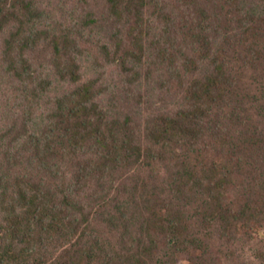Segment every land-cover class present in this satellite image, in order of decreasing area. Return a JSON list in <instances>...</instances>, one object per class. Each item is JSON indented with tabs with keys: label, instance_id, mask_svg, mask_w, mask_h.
<instances>
[{
	"label": "trees",
	"instance_id": "obj_1",
	"mask_svg": "<svg viewBox=\"0 0 264 264\" xmlns=\"http://www.w3.org/2000/svg\"><path fill=\"white\" fill-rule=\"evenodd\" d=\"M32 1L0 0L2 40H9L13 25V39L22 37L27 25L35 28L31 11L39 7ZM179 1L188 10L196 0ZM206 1V11L200 8L192 22L200 31L182 36L169 29L166 39L174 49L165 50L168 60H146L145 72L135 68L144 61L143 32L136 37L124 27L112 37L113 46L103 43L94 50V68L106 59L109 69L120 67L122 75L139 71L150 79L161 67L177 73L175 87L164 82V72L158 82L139 88L136 112L120 110L112 99L115 78L105 71L96 73L99 83L95 79L66 94L58 89V106H50L53 81L42 80L28 62L9 58L0 66V264L239 259L234 246L245 236L241 225L264 227V0ZM109 2L110 15L120 17L126 2L127 13L140 17L138 0ZM204 19L206 27L199 23ZM137 25L142 28L140 20ZM132 30H138L135 22ZM129 40L139 43L128 46ZM2 42L12 52L14 45ZM74 75L63 81L74 85L82 79L76 70ZM223 94H233L236 102L222 106ZM47 111L46 118H38ZM206 139L223 164L252 174L230 203L229 186L216 180V156L206 150L212 166L197 157ZM249 240L247 235L241 251ZM252 240L264 264V238L259 244Z\"/></svg>",
	"mask_w": 264,
	"mask_h": 264
},
{
	"label": "rangeland",
	"instance_id": "obj_2",
	"mask_svg": "<svg viewBox=\"0 0 264 264\" xmlns=\"http://www.w3.org/2000/svg\"><path fill=\"white\" fill-rule=\"evenodd\" d=\"M28 1L30 3L33 2L32 0ZM212 1L214 2V0ZM34 2V8L39 7V11H31V16H36L34 19L36 22H32L30 24L35 28L27 25L25 27L24 35L20 38L13 39L11 31L13 30L14 33L17 31L15 29L16 25H13V28L11 27L5 36V39L9 40H2L0 38V66L4 67L9 58H13L19 63L28 62L37 70L38 75L41 76L42 80L48 79L53 81L54 84L52 86V91L49 92V101L51 102L50 106H55V104L58 106L56 99L58 100V98H60L58 96L61 94L60 92L66 94L73 91L76 87L89 82H94L96 79V73L105 71L109 75H113L115 78V81L111 86L113 89L112 99L118 101L121 106L120 110L127 114L132 113L133 108L135 112L139 110V107L134 104V100L141 90L149 87L147 85L158 82L161 79V75L166 72L162 79L165 83H167V86L170 85L175 87L173 83L175 78L177 79V73L174 69L168 71L166 68L161 67L160 73L154 74L150 79H147L145 74L143 73L142 75L139 71L131 72L130 75H122L120 67L111 66L109 69L110 66H107L109 63L105 59L104 55L103 58L105 61H102L103 67L94 68L92 66L91 56H94L98 52V48H102L103 43H109L113 46L111 40L116 32L124 27L127 28L125 30L129 31L128 28L130 27L134 36L138 37L143 34H145L143 36H147L144 41H140L141 43H144L142 50V52H144L143 64L139 59V62L135 67L136 70H138L137 68L143 67V72H145L148 66L145 65L146 60L152 59L161 63L168 60L163 57L165 55V50L174 49L173 44L169 42L171 39H166V32L169 29H175L182 36L194 31H200V28L192 24V22L200 15V8H203V11H206L204 10V6L208 4L206 0H196L192 5L193 7H190L188 10H184L179 0H165L164 2H161V0H138V2L134 3L136 6L139 4L142 5L139 13L140 17L138 18V16L135 17L134 15L127 13V11H129V5L126 2L123 3L124 5L123 9H121L120 17L110 15L108 9L110 6L109 0H34ZM218 2L219 0L215 3ZM161 8H165V11ZM229 8L230 7H228V9ZM105 11L106 13L104 14ZM28 18H22L21 20L28 21ZM91 19H95V22L89 24L88 22ZM139 20L142 23V28H139L137 25ZM134 22L135 26L138 28V30L135 31L132 30ZM199 23H201V26L206 27L208 21L204 19ZM55 37H57V40ZM29 40H33L35 44L30 43ZM2 41H10V45H14L12 52L7 53L10 46H7ZM137 41L138 40L135 42L133 40H129L125 43H127L128 46H135L139 43ZM94 50H97L96 53ZM74 70L77 71L78 78L82 76V79H78L79 81L75 82L74 85H70L69 82L63 81L64 77L68 80L74 79L76 77L74 75ZM62 71H64L63 78L61 74ZM135 76L139 79L130 82V79L135 78ZM127 78H129V81ZM96 81L99 83V80L96 79ZM139 88H141V90ZM226 95L227 94H223L221 97L222 106L226 105L227 107L231 105V103L236 102L233 94L229 95V97ZM130 97L132 105L130 103ZM45 104L46 101L43 104L44 109L47 108ZM174 112L177 113V111H172L171 114ZM49 114V111H47L46 116H40L38 118L43 120ZM56 121H59V119ZM222 121L223 120H219V122ZM18 123L21 124V121L18 120ZM206 128L207 126L205 129ZM203 141L205 145L201 143L203 147L198 146L197 157H205L209 165L212 166L213 163L207 157L206 150H210V152L216 156L217 166L219 167V176L216 180L218 182L223 181L227 184V187L229 186L228 195L230 196V199L227 197L225 198L226 202L228 200L230 203L236 198L235 194L237 193V189L246 186L249 182L248 176H252V174H249L247 170H244L241 174H239L234 166L230 167V165L223 164L224 159L221 156L216 155V151L211 147L208 139ZM53 147H57L56 151L61 148L60 143L54 144ZM224 152L228 155L227 151ZM224 166H228L230 171H226ZM224 208L226 209V206ZM239 210H241V208H239ZM220 214L221 212H219V215ZM225 215L226 212L223 213L222 217ZM207 222V220H204L201 226V228L204 229L203 232L205 233L208 232V228L205 229ZM248 222L249 223L246 222L241 225L245 227V236H240L243 238V241L237 242L240 244L234 246L235 249L238 250L236 251V256L239 257V259H236L234 264H240V262L242 264H262L257 260V250L254 249L255 244L252 243V239L255 238L258 244L262 243L264 238V227L260 224L253 225L251 224V221ZM212 229L214 228L212 227ZM247 235L250 236L249 244L243 251H241V243L244 242ZM222 249L225 253H227L226 246ZM248 255L253 258H247ZM79 264L84 263H80L79 261ZM180 264H183V262ZM219 264L226 263L221 261Z\"/></svg>",
	"mask_w": 264,
	"mask_h": 264
},
{
	"label": "bare ground",
	"instance_id": "obj_3",
	"mask_svg": "<svg viewBox=\"0 0 264 264\" xmlns=\"http://www.w3.org/2000/svg\"><path fill=\"white\" fill-rule=\"evenodd\" d=\"M164 40V39H163ZM170 44V43H169ZM153 47V46H152ZM155 53V52H154Z\"/></svg>",
	"mask_w": 264,
	"mask_h": 264
}]
</instances>
